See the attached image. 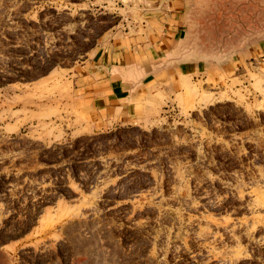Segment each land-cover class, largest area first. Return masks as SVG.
Segmentation results:
<instances>
[{
    "label": "rangeland",
    "instance_id": "rangeland-1",
    "mask_svg": "<svg viewBox=\"0 0 264 264\" xmlns=\"http://www.w3.org/2000/svg\"><path fill=\"white\" fill-rule=\"evenodd\" d=\"M147 7L0 0V264H264V0H186L202 70L152 119L70 107L74 65Z\"/></svg>",
    "mask_w": 264,
    "mask_h": 264
},
{
    "label": "crops",
    "instance_id": "crops-1",
    "mask_svg": "<svg viewBox=\"0 0 264 264\" xmlns=\"http://www.w3.org/2000/svg\"><path fill=\"white\" fill-rule=\"evenodd\" d=\"M147 6L133 31H110L69 74L70 107L91 131L152 119L176 104L186 74L201 73L200 59L184 51L186 0H147Z\"/></svg>",
    "mask_w": 264,
    "mask_h": 264
},
{
    "label": "bare ground",
    "instance_id": "bare-ground-1",
    "mask_svg": "<svg viewBox=\"0 0 264 264\" xmlns=\"http://www.w3.org/2000/svg\"><path fill=\"white\" fill-rule=\"evenodd\" d=\"M180 177V176H179ZM178 179V178H177ZM180 179V178H179ZM183 180V179H182ZM235 188V187H234ZM236 190V189H235ZM234 190V191H235ZM252 191V190H251ZM236 192V191H235ZM237 194V196H242V191L240 192L239 190L236 192ZM261 193V192H260ZM260 193H259V195H260ZM247 194V193H246ZM249 194H250V198L248 199V200H251V202H252V204L251 205H249L248 206V209H249V212L250 213H254V212H256V211H258L259 210V208H260V206H261V204H260V201L258 200V194H255L254 196H253V194H251V192H249ZM262 195V194H261ZM244 196V195H243ZM249 203V202H248ZM250 204V203H249ZM89 211H92V209H89ZM88 211V212H89ZM85 213H84V210H81V209H78L77 211H76V213H75V215H74V217L75 218H78L79 220H80V218L81 217H85L86 215H84ZM82 220V219H81ZM251 221V220H250ZM250 221H248V220H246V221H241V222H231L230 224H229V226H227L228 228L230 227V231H231V233H233V231H234V229L236 228V227H240V225H243L244 227H250L251 225H252V222H250ZM207 223H209L210 225H213L215 222L214 221H209L208 220V222ZM217 224V223H216ZM248 229V228H247ZM251 229V228H250ZM209 230V229H208ZM211 232V231H210ZM210 232H209V234H210ZM224 259V258H223Z\"/></svg>",
    "mask_w": 264,
    "mask_h": 264
}]
</instances>
